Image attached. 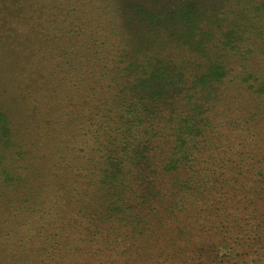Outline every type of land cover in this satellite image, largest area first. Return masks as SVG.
I'll return each instance as SVG.
<instances>
[{
  "label": "rangeland",
  "instance_id": "1",
  "mask_svg": "<svg viewBox=\"0 0 264 264\" xmlns=\"http://www.w3.org/2000/svg\"><path fill=\"white\" fill-rule=\"evenodd\" d=\"M135 4L142 17L157 9ZM117 10L111 0H0V195L14 198L16 178L26 206H38L17 215L0 264H264V86L197 83L183 97L199 73L184 84L164 66L191 56L172 45L180 23L166 11L160 25L146 22V37L160 41L143 51L129 35L137 24L122 22L133 9L117 14L122 26ZM210 21L197 27L213 46L230 20ZM124 96L134 123L156 117L159 132L108 150L114 133L89 116ZM183 119L186 152L172 156L180 150L161 127ZM110 161L122 173L136 166L119 200L102 173Z\"/></svg>",
  "mask_w": 264,
  "mask_h": 264
},
{
  "label": "trees",
  "instance_id": "2",
  "mask_svg": "<svg viewBox=\"0 0 264 264\" xmlns=\"http://www.w3.org/2000/svg\"><path fill=\"white\" fill-rule=\"evenodd\" d=\"M111 1L115 9L118 8V10L112 12V14H116V18L115 16L114 18L120 25L121 21L117 14L119 13L120 15L126 16L125 14H129L128 12H130L128 8L133 9V11L130 12V16L128 15L129 17L126 19L122 16V22H133L137 24L139 28L138 33L136 31L134 33L130 32L129 35L135 48L138 46L143 47V51H147L146 48L149 45L152 46V44L160 41L159 36H156V38L152 40L146 37L147 33L142 30V27L147 25L146 22L151 25H147L148 27H152V24H155V26L160 25L157 18L163 15V11H166V14H168L170 18L180 23L178 29L182 30L179 32V38H177L176 42L172 45L186 51H192L191 56L188 59L183 58L178 66H176L172 60L164 62V66L168 68L166 72L168 76H170L169 78L173 80L177 79L184 84L188 83L193 74L199 73L196 82L189 81V84L191 83L193 86L190 84V87L186 88L183 97L194 95L197 88L195 84L197 83L200 85H207V87L213 85L212 91H214L217 86L224 87L229 83L230 86H238L241 89H251L258 82L260 83L256 85V87L264 86V81H262L264 77L258 78L259 72L257 73L253 68L257 65L259 70L264 71V0H210L212 2V15L210 16L206 15L202 5L206 0H152L155 4V8L157 6V9L149 10L143 17L141 13L136 12L138 6L135 4V0ZM163 1L167 2L169 5L161 7L159 3ZM209 19L212 20V22L210 21L211 23L219 26L230 20V25H228L230 28L226 27L224 31L216 29L215 36L219 39L216 40L215 36L213 38L211 37V42L217 41V44L214 43L213 46H210V38L207 36L208 33L200 31V28L197 27L203 22L206 23ZM246 22H249V24H246ZM166 31L168 33H174L172 32L174 31L172 28ZM154 34L160 35V32L157 31L154 32ZM252 38L255 40L249 42ZM144 41H147L148 44L144 45L142 43ZM157 67L164 70L162 66ZM180 71L186 72V74H178ZM172 72L175 74H171ZM145 73L146 72H143V74ZM114 102L115 103H112V105H108L107 109L104 110L103 108L89 116L90 120L93 122L98 120L107 122L104 131H106L107 134L114 133V138H111V136L107 137L106 149L109 150L113 145L120 146L119 142H122V145L126 147L125 143L127 144V141L130 142L129 139L134 137L137 131H143V134L148 133L150 137H154L158 134L159 131L157 132L156 130L159 128L161 121L156 117L139 120L137 126L133 121L136 104H133L127 96L121 99L118 98ZM166 107L168 108L169 104H166ZM168 109H166V112ZM100 113H102V115H99ZM173 113L174 109L170 108L167 113L169 115V122L172 121ZM1 119L4 120V116H2ZM191 127L192 125H185L184 119L171 125L166 123L161 127L162 129H171L177 145L176 148L180 150V152H172V156H177V154L180 153L185 155L186 150H184V148L187 145L185 136L190 137L189 129ZM115 141H117L116 144ZM173 148H175V146ZM122 149H124L123 151L125 152H131L133 150V148L132 150H130V148H128L129 150L125 148ZM136 151L140 152L141 150L137 149ZM132 165V168L136 167L135 164ZM132 168L122 173L124 168L120 166V164L110 161L106 169L102 171L105 179L110 182L108 185L112 189H115L113 194L118 200L123 192L121 188H116L117 186L120 187L122 183H130L131 179H133ZM168 168L169 166H164L161 171L166 173ZM250 169L253 168L251 167ZM19 181L21 180L16 178H11L9 181V187L12 189V197L14 196V198L11 199V196L4 198V196L0 195V254L5 253L11 239L14 237L16 238L18 235V232L11 228L12 225L18 222L14 221L18 217L17 215L26 211L25 209L33 210V208L35 209V207H38L26 206V204H28V199L24 197L23 199L20 198L24 193L22 194L16 188ZM117 203V201L111 203V206H114L111 210H118L116 206ZM72 206H74L73 203ZM9 220H11L12 223H9ZM6 223H9V225ZM5 226L9 228H5ZM255 235H257V232ZM262 241L264 243V238Z\"/></svg>",
  "mask_w": 264,
  "mask_h": 264
}]
</instances>
